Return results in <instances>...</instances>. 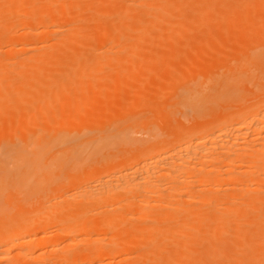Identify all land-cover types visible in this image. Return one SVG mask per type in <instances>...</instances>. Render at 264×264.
I'll return each instance as SVG.
<instances>
[{"label":"bare ground","instance_id":"bare-ground-1","mask_svg":"<svg viewBox=\"0 0 264 264\" xmlns=\"http://www.w3.org/2000/svg\"><path fill=\"white\" fill-rule=\"evenodd\" d=\"M75 1H83L77 8L88 7V0H62V5L60 0H0V26L6 25L0 27V56L10 53L0 57V264H107L109 257L133 254L137 248L142 255L136 254L141 259L134 258L136 264H264V0H113L117 6L112 0H94L100 3L97 7L90 0L88 5L102 12L93 15L97 21L113 19L104 25L96 22L100 26L95 23V31L74 22L80 20V11L72 10ZM186 6H194L195 13L184 26L179 17ZM132 16L137 24L129 25L134 31L128 32L124 25ZM158 20L165 23H158V36L152 35ZM69 24L71 31L63 34ZM202 27L217 30L205 34ZM83 29L86 34H81ZM27 35L37 36L28 40ZM74 36L79 38L75 46L84 38L95 48L78 49L84 40L72 47ZM101 36H108L106 45ZM154 36H167L165 42L198 36L199 41L182 48L188 57L177 61L180 50L158 51ZM147 37L154 55L139 64L130 61L129 55L140 53ZM65 42L70 44L62 46ZM25 51L32 52L29 61L21 57L23 62L15 66L16 55ZM123 54L127 63L120 59ZM121 66L133 72L146 67L158 77L131 76L129 69L126 76L103 75ZM15 70L21 75L18 82ZM151 81L156 89L147 86ZM109 82L114 91L129 86V97L103 91L101 96L83 94L89 87L105 89ZM143 86L156 91L150 95ZM145 104L158 110V120L164 114L174 116L173 123L164 121L168 126L175 127L179 114L185 122L189 116L197 121L191 117L196 123L189 120L190 127H182L183 122L161 136L149 115H143ZM141 131L149 137L144 143L135 136ZM94 161L100 167L103 162L97 180H92L98 175L95 168L86 171L95 176H75ZM71 173L66 183L63 177ZM38 184L47 185L54 195L34 211L31 200ZM5 197L18 203L17 208H3ZM24 200L33 207L26 208ZM54 231L64 235L53 240L48 234ZM48 249L59 255L55 262L35 256ZM156 255L160 261H154Z\"/></svg>","mask_w":264,"mask_h":264},{"label":"rangeland","instance_id":"rangeland-1","mask_svg":"<svg viewBox=\"0 0 264 264\" xmlns=\"http://www.w3.org/2000/svg\"><path fill=\"white\" fill-rule=\"evenodd\" d=\"M89 1H90V0L85 1V4H86L88 7H86L84 10H83V7H82V6H84V5H82L83 3L81 4V6H79V7H82V9L77 8L78 5L80 4V2H83V1H80V2H78V3L75 1V2L77 3V4H76L77 6H76V8H75V7H72V8H73L72 10H73L74 13H75V11H77V9H78V11H80V13H81V14H84V15L82 16L79 12H78V13L76 12L77 15H79V17H77V20H78V19H80V20L76 21V19H75L74 22H78L79 25H80L79 27H81V29H82V28H85V29H86V28L88 27V28H87L88 30H90L91 28H93L94 31H95V29H96L95 27H98V26H100L101 24H102V25L107 24V23L111 20V19H109V21H107L108 19H103L104 17H106L107 15H109L108 13H109L110 11H106L107 13L105 12V14H107V15L104 16V17L102 16L103 18L101 17V18L103 19V21L101 20L102 23L99 21V18H98V21L100 22V25H99V23H96V22H98V21L96 20V18H95L93 15L96 14V13L98 12L99 14H98V13H97V14H98L99 17H100V15H101L100 12H101V11H100V9H99V10L94 9L92 5H93V4H94L95 6H96L97 4L99 5V4L101 3L102 0H100V1H99V0H95L96 2L99 1L100 3H92V2H94V0H92V1H90V3H92V5L89 4L90 6H89L88 3H87V2H89ZM109 1H110V0H109ZM109 1H108V0H107V1L104 0L105 4H109V3H107V2H109ZM116 1H118V0H116ZM172 1H174V0H172ZM61 2H62V0H60V2H58V3H60V4L62 5L63 3H61ZM63 2H64V1H63ZM110 2L112 3V5L114 4V3H113V0L110 1ZM114 2H115V1H114ZM174 2H175V3H177V2L179 3L180 1L176 0V1H174ZM72 3H73V2H71V4H72ZM111 3H110V6H109V7H110V8H113L114 6H112ZM129 3H131V2H129ZM60 4H59V5H60ZM118 4H119V1H118ZM118 4H116V2H115L114 5L117 6ZM173 4H174V3H172V5H173ZM59 5L56 4L57 8H58ZM68 5L70 6V9H71V6H72V5H70V4H68ZM68 5H67V6H68ZM86 5H85V6H86ZM102 5H103V4H102ZM102 5H100V6H102ZM56 6H55V7H56ZM67 6H66V8L69 7V6H68V7H67ZM85 6H84V7H85ZM95 6H94V7H95ZM105 6H106V5H105ZM116 6H115V7H116ZM173 6H174V5H173ZM59 7H61V6H59ZM96 7H97V6H96ZM102 7H103V6H102ZM106 7H108V5H107ZM193 7H194V6H186L182 11H180V15H182V16H180L179 18H180V19L184 18V19H183L184 22H183V20H182V23H184V26H185V22H187L186 19H188V21H190V20H191V19H190L191 16H193V14L195 13V10H193ZM74 8H75V9H74ZM104 8H105V7H104ZM79 9H80V10H79ZM194 9H195V8H194ZM72 10H69V11L67 12V14H69L70 11H71V13H70L71 15L69 14V16H72V14L74 15V13H72ZM104 10H106V8H105ZM108 10H109V8H108ZM66 11H67V10H66ZM83 11H84V12H83ZM177 11H178V10H177ZM177 11H173V12H177ZM178 12H179V11H178ZM178 12H177V13H174L175 16L178 14ZM193 12H194V13H193ZM101 13H102V12H101ZM112 13H113V10H112V12H111L110 14H112ZM191 13H193V14H191ZM97 14H96V15H97ZM174 14H168V15H170V17H172V18H175V17H174ZM80 15H81V16H80ZM103 15H104V12H103ZM112 15H115V14L113 13ZM190 15H191V16H190ZM66 16H67V15H66ZM75 16H76V15H75ZM109 16H110V15H109ZM178 16H179V15H177L175 19H176V20H179L178 23H181V20L178 19ZM22 17H23V16H22ZM73 17H74V16H73ZM96 17H98V16H96ZM107 17H108V16H107ZM107 17H106V18H107ZM133 17H134V16L130 17L129 19L131 20V18H133ZM188 17H190V18H188ZM23 18H24V17H23ZM74 18H75V17H74ZM101 18H100V19H101ZM108 18H109V17H108ZM110 18H114V16H112V17H110ZM9 19H12V17L9 18ZM86 19H87V20H86ZM90 19H91V20H90ZM129 19L126 21L127 24L124 25V27L126 26V28L128 29V30H127L128 32H129V31H134V30H132L131 26H129V25L133 24L132 26L135 27V25H134V21H135V24H137V22H136V21H137V18L134 17V19H132V20L130 21V22H132V23L129 22ZM175 19H173V20H175ZM12 20H13L14 22H17V21L19 22V21H20V19H19V20H14V19H12ZM93 20H94V21H93ZM105 20H106L107 23H104V24H103V22H104ZM112 20H113V19H112ZM112 20H111V21H112ZM91 21H92V22H91ZM111 21H110L109 23H111ZM20 22H21V21H20ZM80 22H81V23H80ZM85 22H86V23H85ZM161 22L165 23V22L162 21V20H161L160 22H159V20H158L157 24H155L153 27H151V28H152L151 30H152V32H153V33L151 32L152 35H155V34L157 35V34H159V33H157V32H160L159 30H161V28H159V26L161 27V25L163 24V23L161 24ZM175 22H176V21H175ZM9 23L11 24V21H10ZM78 23H76V25H74L75 23H72V24H73L72 26H74V27H72V28H74V29L76 30L77 27L75 28V26H78V25H77ZM93 23H94V24H93ZM95 23L98 24V26H97ZM158 23L160 24L159 26H158ZM189 23H190V22H189ZM189 23H186V24H189ZM10 24H9V25L7 24V25L10 26ZM12 24H14V23L12 22ZM12 24H11V27L13 26ZM81 24L83 25V27H82ZM86 24H87V27H86ZM69 25H70V24H69ZM69 25L66 26V27H68V28H65V27H62V28H61L62 30L65 28V31L63 30V31H64L63 34H64V33H65V34H68V33H66V32H67L66 29H70V28H71V25H70V27H69ZM84 25H85V26H84ZM176 25H177V24H175L174 26L177 27ZM2 26H3V25H2ZM2 26H0V27H2ZM4 26H6V25H4ZM4 26H3L2 30L6 28V27H4ZM90 26H91V28H90ZM128 26H129V27H128ZM157 26H158V27H157ZM162 26H163V25H162ZM180 26L183 27V24H182V25L180 24ZM55 27H56V26H55ZM58 27L60 28V25H59ZM58 27H57V28H58ZM124 27H123V30H121L122 33H123V31L126 32V31H125L126 28H124ZM178 27H179V26H178ZM19 28H20V27H19ZM22 28H23V27H22ZM22 28H21V31H20L19 29H18V30H19L21 33H24V31L26 32V29H25V28L22 29ZM89 28H90V29H89ZM202 28H203V27H202ZM77 29H78V28H77ZM81 29H80V31H81ZM134 29H135V28H134ZM200 29H201V28H200ZM209 29H210V31L217 30V29H215L214 27H213V28H207V27H204V28L201 29L200 31H201V33L204 32V33L206 34V33H208V30H209ZM88 30H85V31L87 32ZM151 30H150V31H151ZM70 31H71V29H70ZM85 31H84V29H83L82 32H84V33L81 32V34H86ZM92 31H93V30H92ZM200 31H198V33H197L196 35L199 36V32H200ZM206 31H207V32H206ZM210 31H209V32H210ZM68 32H69V31H68ZM75 32H77V31H75ZM89 32H90V33H93V32H91V31H89ZM118 32H119V31H118ZM21 33H19V34H21ZM79 33H80V32H78V34L75 33V35H77V36L81 35V34H79ZM151 33L149 34L150 37L152 36ZM154 33H155V34H154ZM28 34H30V33H28ZM87 34H88V33H87ZM119 34H120V32H119ZM32 35H33V34H32ZM32 35H27V37H26L25 39H28V37H29V39H32V38H34V37L37 36V35H35L34 37H32ZM196 35H195V36H196ZM200 35H203V34H200ZM77 36H74L75 42H74L73 44L71 43V46H72V47H75V48H76V47H78V46L80 45V46L78 47V49H80V47H82V46H83L82 49L85 48V47H86L87 49H88V48H91V49H92V48H95V44H94V45H91V46H89L88 44H86L84 38H83V39L81 38V40H84V43H83V42L81 43V42H80L81 40H77V45H78L79 42H80V43H79L78 46H77V45L75 46V44H76V39H79V38H76ZM90 36H91V35H90ZM90 36H89V37H90ZM157 36H158V35H157ZM198 36H197V37H193V38H181V39L179 38V39H177V40H176V39H175V40H172V42H170L171 40H167L166 42L164 41V39L167 38V36H165V38L163 37L164 39H163L162 37L159 38V39L162 38L163 40H162V39L159 40V39L155 38L156 36H154V37H152V40H153L154 38L157 40V42H156V40H155V44H156V43H157V44L155 45L154 48H157L158 51H168V50L173 49L174 47H175V48H174L175 50H177V49H178V51L180 50L179 52H177L178 55L180 54L179 57H178V58L175 57V59L177 58V61H179V60L181 59L180 57H182L183 55L186 56V58L188 57L187 54H186L185 52L181 53L182 48H183V50H184V48H185L186 46H188V44H193V43L195 44L196 42H198V41H199ZM30 37H31V38H30ZM40 37H41V36H39V38L37 37V39H39V42H40L41 44H43V41H40ZM80 37H84V36L81 35ZM87 37H88V35H87ZM150 37H149V38H150ZM19 38H20V37H19ZM101 38H103L102 41H103V43L105 42L104 45H106V43H107V42H106V38H107V40H109V39H108V36H106L105 38L101 36ZM149 38L147 37L146 39H147V40H150ZM197 38H198V39H197ZM29 39H28V40H29ZM87 39H89V38H86V40H87ZM147 40H146V41L143 40V42H142V45H143V46L140 45L141 48H142V49H141V52L138 53V54H130V53H126V52L123 51L126 55H127V54H130V55H129V57H130L129 60H130V61H133V62L136 61V63L139 64L140 61L142 62V60H144L145 58L148 57L147 59H149V58L152 57V55H154V54H152V51L149 49V48H150L149 44L151 45V43H150L151 40L148 41V42H147ZM165 40H166V39H165ZM66 41H68V40H66ZM158 41H164V42H163L164 44H161L160 42L158 43ZM152 42H153L152 44H154V41H152ZM169 43H171V44H169ZM66 44L68 45V44H70V42H68V43L65 42V44H63L62 46H65ZM83 44H84V45H83ZM139 44H140V42H139ZM67 45H66V46H67ZM87 45H88V46H87ZM171 45H173V46H171ZM93 46H94V47H93ZM109 46H110V45H109ZM118 46H119V48H118V51H119L121 47H120V45H118ZM118 46H117V47H118ZM148 46H149V47H148ZM151 46H152V45H151ZM99 47H100V46H99ZM171 47H172V48H171ZM97 48H98V45H97ZM151 48H152V47H151ZM154 48H153V49H154ZM180 48H181V49H180ZM76 49H77V48H76ZM116 49H117V48H116ZM116 49H115V53L117 52ZM185 50H186V49H185ZM120 52H121V51H120ZM23 53H25V54L27 53V54H26V55H23L22 53H19V54L16 55V58L13 56V57L15 58V59H14V58H13V59L16 60V61H15V62H16L15 66H19V65L23 62L22 59L24 58V56H25L24 60H26V58H29L28 55H29V53H32V52H31V51H30V52H29V51H28V52L25 51V52H23ZM113 53H114V52H113ZM115 53H114V54H115ZM7 54H10V53L6 52V54L4 53V54L2 55V56H4V57H2V56H0V57L5 59ZM21 54H22V55H21ZM114 54L109 55V57L115 56ZM119 54H120V53H119ZM71 55H73V54H71ZM150 55H151V56H150ZM176 55H177V54H176ZM188 55H189V54H188ZM8 56H10V58H12L11 55H8ZM8 56H7V58H9ZM27 56H28V57H27ZM74 56H75V55H74ZM74 56H69V57H74ZM127 56H128V55H127ZM127 56H126V57H127ZM21 57H22V59H21ZM69 57H68V58H69ZM109 57H108V58H109ZM126 57H124V54H123V56H122L120 59L123 60V59L125 58V59H126L125 62H126L127 59H128V58H126ZM104 58H106V57H104ZM115 58H116V57H114V59H115ZM118 58H119V57L117 56L116 59H118ZM122 58H123V59H122ZM132 58H133V60H132ZM134 58H135V60H134ZM179 58H180V59H179ZM183 58H184V57H183ZM29 59H30V58H29ZM109 59H110V58H109ZM111 59H112V58H111ZM147 59H146V60H147ZM178 59H179V60H178ZM11 60H12V59H11ZM20 60H21L22 62H21ZM27 60H28V59H27ZM27 60H26V61H27ZM34 60H36V59H34ZM105 60H106V59H105ZM28 61H29V60H28ZM31 61H32V60H31ZM19 62H20V64H19ZM32 62H33V61H32ZM34 62H37V60L34 61ZM39 62H40V61H39ZM39 62H38L37 64L42 63V62H40V63H39ZM133 62H132V63H133ZM138 62H139V63H138ZM13 63H14V62H13ZM13 63H12V64H13ZM126 63H127V62H126ZM12 64H11V65H12ZM46 64H47V63H46ZM48 64L50 65L49 62H48ZM48 64H47V65H48ZM128 64H130V63H128ZM128 64H127V66H129ZM43 65H45V64H43ZM47 65H46V66H47ZM49 65H48V66H49ZM12 66H14V65H12ZM135 67H136V66H135ZM135 67H134V68H135ZM137 67L139 68L140 66H137ZM106 68H107V67H106ZM138 68H135V69H134V71H135L136 73L133 72V69L130 70L129 67L125 68V67H123V66H121L120 69H119V67L115 68L116 70H115V69H111V68L108 69V70L106 69V71H105V72L102 71V73L104 72V73H103V75H104V74H111V72H113V73H112L113 75H117V76L119 75V76H121V74L126 73V71H127V72H130V71H131V73H129V74H131V76H133V75H135V74L138 73L140 76H143L144 74H145V75L147 74V76L144 75L143 77H150L149 75H151V78H152V74L155 73V70H149V69H147L146 67H140L141 69H140V68L138 69ZM11 69H12V71H13V74H15V73H14V70H13L14 68H11ZM128 69H129L130 71H129ZM142 69H143L144 71H143ZM104 70H105V69H104ZM111 70H114V71H111ZM6 71H7V70H6ZM6 71H4V72H6ZM8 71H9V73L11 72V71H10V68L8 69ZM16 71H17V70H15V72H16ZM91 71H94L93 73L91 72V75H93L94 77H95V75H97V74L99 73V71H96V70H91ZM117 71H118V72H117ZM138 71H139V72H138ZM147 71H148V72H147ZM152 71H154V72H152ZM4 72H3V73H4ZM86 72H87V71H86ZM114 72H115V73H114ZM158 72H159V71H158ZM120 73H121V74H120ZM5 74H7V73H4V75H5ZM54 74L59 76V73L57 74V72L54 73ZM129 74H127V75H129ZM138 74H137V76H139ZM141 74H142V75H141ZM85 75H86V74H85ZM91 75H90V76H91ZM101 75H102V74H101ZM124 75H125V74H124ZM11 76H13V75H10V77H11ZM15 76H18V79H17V77H15L17 80L15 79L14 81L18 82L19 79H21V75L19 76L18 71L16 72V75H15ZM93 76H92V77H93ZM97 76H100V73H99V75H97ZM97 76H96V77H97ZM125 76H126V75H125ZM19 77H20V78H19ZM85 77H86V76H85ZM154 77H155V78L158 77V74L155 73V75H153V78H152V79H154ZM8 78H9V77H8ZM11 78H12V77H11ZM151 78H150V79H151ZM202 78H203V77H200V81L202 80ZM85 79H86V80H87V79H91V77L89 78V77L87 76V78H85ZM156 79H157V78H156ZM154 80H155V79H154ZM154 80H153V83L156 82V81H154ZM14 81H13V82H14ZM132 81H135V80H131V81L129 80L130 83H131ZM203 81H205V78H204ZM16 82H14V83H16ZM111 82H112V81H111ZM111 82H109L108 85H110ZM201 82H202V81H201ZM113 83H114V82H113ZM153 83H152V81H151V83H149L148 85L146 84V85L149 86V87L152 86L153 88L156 89L157 86H156V84H153ZM114 84H115V83H114ZM132 84H133V83H132ZM108 85H106V86L108 87ZM111 85H112V83H111ZM111 85H110L108 88L104 86L105 89H104L103 87H100V88H102V89H100L99 87H97V88H96V87H91V89H90V87H89V88L87 87V88H88V89H87L88 91H87V90H86V91L84 90L85 93H83V94H84V95L87 94L86 96H93V95L95 96L94 92H95L96 94L99 95V94H100V91H101V93H102V91H103V92H105V93L107 92L108 94L117 95V97H120V98H123L124 96H126V97H124L123 99H126V98L129 97V96H127V93H128L127 89L129 88V86H126V85H125L127 88L124 86V88L126 89V91H125V90L123 91L124 88L122 89V91H121V90H119V91H118V90L114 91V90H112V89L114 88V86H113V85L111 86ZM115 85H116V84H115ZM7 87H8V85H7ZM7 87H5V88H7ZM9 87H10V86H9ZM9 87H8V88H9ZM110 87H112V88H110ZM116 87H117V86H116ZM145 87H146V86H145ZM145 87L143 86V90H144ZM149 87H148V88H147V87L145 88V92H148V94L150 93V95H152V94L154 93V90H155V89L152 90V88L149 89ZM8 88H7V89H8ZM10 88H11V87H10ZM109 88H110V89H109ZM148 89H149V90H148ZM107 90L112 91V93H110V92L107 91ZM128 90H129V89H128ZM151 90H152V91H151ZM117 91H118V92H117ZM120 91H121V92H120ZM155 91H156V90H155ZM82 92H83V91H82ZM82 92H81L80 90H78V93H82ZM86 92H87V93H86ZM90 92H91V93L93 92V93H92L91 95H90V94L88 95V93H90ZM97 92H98V93H97ZM126 92H127V93H126ZM83 94H82V95H83ZM103 94H104V93H103ZM79 95L81 96V94H79ZM98 95H97V96H98ZM128 95H129V93H128ZM99 96H101V95H99ZM99 96H98V97H99ZM82 97H83V96H82ZM95 104H96V103H95ZM95 104H94V105H95ZM106 105H107V104H106ZM145 105H146V106H143V108L145 109V110H143V111H145L143 115L146 116V115L148 114L149 116H148V115H147V116H148L149 118L151 117L152 120H151V119L149 120V118H148V121H151V122H153V123L156 124V125H154V126L157 127V129H158V131H160V133L162 132L161 136H163V135L166 134V133L164 134V131L166 132V130L168 129V127H169V129H171V128H177V127H180V126L182 125V124L179 125L180 123L185 122V121H183V120H184V117L181 118L182 116H180V114H179V116H178V115L175 116L176 124L178 123V124H177L178 126H176V124L174 123V126H175V127L172 126L173 124H171L170 126H172V127H170V126L167 125V124H169V122H167V123L165 122V123H164V121L167 119V121L171 120V123H173V122H174V119H171V118H173L174 116H172V117H170V119H168V116H166V117H167V118H166V117H164L166 114H164L163 117H161V119H164V120H163V121H161L160 119L158 120V119H157V117H158V116H157V115H158V110H157L156 108H149V107H148L149 104H145ZM95 106L97 107V105H95ZM106 107L108 108V107H112V106H111V104H110L109 106H106ZM150 107H152V106H150ZM147 108H148V109H147ZM150 109H151V110H150ZM155 109L157 110V114H155V113H156V112H155ZM148 110H149V111H148ZM21 111L23 112L24 110H21ZM53 112H54V111H53ZM149 112H150V114H149ZM151 114H152V115H151ZM143 115H142V116H143ZM142 116H140L141 119H144L145 116H143V117H142ZM156 116H157V117H156ZM177 116H178V117H177ZM38 117H39V119H40L41 116H38ZM38 117H37V118H38ZM43 117H44V116H43ZM43 117H42V119H44V120H45V119H48V118H47L48 115L45 116L46 118H43ZM152 117H153V118H152ZM179 117H180L181 121H180ZM191 117H192V116H191ZM191 117H190V116H189V117H185V118H186L185 120H187V118H188V121L185 122L186 124L184 123V124L182 125V127H184V128H188V127H190V125L192 124V123H190V121L193 122V123H196V122H194V119H195V121H197V119L194 118V117H192V118H194V119L191 120ZM37 118L35 117V119H37ZM39 119H37V122H38ZM49 119H50V118H49ZM51 119H52V118H51ZM154 119H155V120H154ZM145 120H147V119H145ZM172 120H173V121H172ZM189 120H190V121H189ZM40 121H41V119H40ZM40 121H39V122H40ZM154 121H155V122H154ZM159 121H160L161 124L159 123ZM179 121H180V122H179ZM35 122H36V121H35ZM41 122L44 123V122H47V121L45 120L44 122H43V121H41ZM156 122H157V123H156ZM39 124H40V123H39ZM102 124L107 125L108 122H107L106 120H104V121H102ZM188 124H189V125H188ZM192 125H193V124H192ZM163 127H164L165 129H164ZM166 127H167V128H166ZM160 128H161V129H160ZM162 129H163V130H162ZM169 129H168V130H169ZM168 130H167V131H168ZM91 133H92V131L90 130V131H89V134H91ZM78 136H79L80 138H82L81 134H79ZM135 136L139 139L140 143H144V141H145V142L148 141L147 139L149 138V137L146 135V133H143V134H142V131H141V132H137V133H135ZM146 136H147V137H146ZM12 139L18 140V138L16 139V138H14V137H13ZM143 139H144V141H143ZM114 151H119V150L115 149ZM114 151H111V152H114ZM96 162H97V161H96ZM96 162L94 161V164H92V165H90V163H89L90 166L86 164L87 167H86V165H85L84 167L82 166L81 168H79V169L76 171L77 174H75L76 172L74 173L75 176H78V175L81 174L78 178H81V176H84V178H88V177H89V176H88V173H89V172L86 173V171H91V169L95 168V170L93 169V171L96 172V173H98V175H96V173H93V172H90V173H93L94 176L96 175V176H95L96 179H92V180H93V181H94V180H97V178L100 177V174H99V171H98V170H100V169L102 168V166H103L102 163H103V162L101 161V167H100V165L98 166V163H96ZM91 163H93V162H91ZM95 163L97 164V166L95 165ZM99 164H100V163H99ZM93 165H94V167H93ZM90 167H91V168H90ZM97 167H98V168H97ZM89 169H90V170H89ZM78 171H79V174H78ZM70 172H71V171H70ZM85 173H86V174H85ZM90 173H89V174H90ZM55 174H56V173H55ZM74 174H73V173H71V174H67L66 176L63 177V179H65V182L67 183V182L70 181L69 176H72V175H74ZM53 175H54V174H53ZM85 175H86V176H85ZM55 176H56V175H55ZM51 177H52V176H51ZM54 178H55V177H54ZM67 178H69V179H67ZM55 179H56V178H55ZM76 180H78V179H76ZM45 182H46V181H45ZM45 182H43V184H45ZM43 184H38V185H40V187L43 188V186H44ZM46 184H47V183H46ZM37 187H38V186H37ZM37 187L35 186V188H37ZM40 187H39V189L37 188L38 190H35V193H36L37 191H38V192H39V191H42V189H41ZM46 187H47V185H45V187L43 188L44 191H42V193L39 192V193H37V194H35V193L33 194V195H34V198H35V200H34L35 202L32 201V200H31V202H32V205L35 206L34 209H33L34 211H35V208H36V210H37V209H40V208H43V206H45V205L48 203V201L50 200V198L53 197V196H52V195H54L53 191H52V190L50 191V190H49L50 188H47V189H48V190H47ZM45 189H46L47 191H46ZM48 191H49V192H48ZM45 192L47 193L46 196L43 195V193L45 194ZM41 194H42V195H41ZM35 195H36V196H35ZM40 196H41V197H40ZM43 196H44V197H43ZM51 196H52V197H51ZM25 197H26V198H27V197H29V198L32 197V198H33V196H29V195H27V196H25ZM36 197L39 198V199H37ZM225 197H228V196L226 195ZM7 198H8V197L3 198L4 202H3V200L1 199V200H2V201H1V206H2L3 208L7 209V207H6L5 205H7L8 207H10V204H11V205L13 204V208L16 207V206H14V205H17L18 203H15V202H14V203H15V204H14V203L12 202V199H11V198H10V200H11V203H10V200H8ZM26 198H25V199H26ZM29 198H28V199H29ZM36 199H37V201H36ZM29 200H30V199H29ZM29 200H27V201H29ZM44 200H45V201H44ZM24 201H25V202H24V203H25L24 206H26V208H30V207L32 208V207H33V206H30V207L28 206L29 204H31L30 202H28V204H27V201H26V200H24ZM33 202H34V204H33ZM41 202H42V203H41ZM2 203H3V204H2ZM194 203H196V202H194ZM198 203H199V201H198ZM200 203H201V202H200ZM190 204H192V203H189L188 205H190ZM196 204H197V203H196ZM219 204H221V203L219 202ZM3 205H4V206H3ZM198 205H202V204H198ZM216 205H218V204L216 203L215 206H213V207L215 208ZM17 206H18V205H17ZM27 206H28V207H27ZM193 206H194V205H193ZM220 206H221V205H220ZM196 207H197V205H196ZM218 207H219V206H218ZM16 208H17V207H16ZM31 208H30V209H31ZM219 208H221V207H219ZM8 209H9V208H8ZM33 210H32V211H33ZM29 211H30V210H29ZM151 213H152V212H149V213H147V214L150 215ZM145 214H146V213H142L143 216H144ZM145 216H146V215H145ZM147 216H148V215H147ZM48 218H49V217H48ZM46 219H47V218H46ZM148 222H150V221H148ZM150 223H151V222H150ZM150 223H149V224H150ZM98 230H99V229H98ZM55 233H56V232L54 231V233L51 232V233L48 234V235H49V237L53 238V240H59V239H61V235H62V236L64 235V233H62V234L60 233L59 235H57V234H55ZM49 237H48V238H49ZM56 237H57V238H56ZM127 237H129V236H127ZM54 238H55V239H54ZM52 247H53V245H52ZM52 247H51V248H52ZM54 247H55V246H54ZM83 247H86V248H87L88 245L86 244V245H84ZM141 248H142V250H141V249H140V250L143 251L145 247H141ZM137 249H138V248H137ZM137 249L133 250V254H132V252H130L131 254H129V252H128L127 254H123L124 257H123V255H122L121 253H117V254H118V255L116 256L117 258L114 257V256H112V257L114 258V260H113L112 257H109V258H108L109 260L107 259L108 262H107V261H106V262H107V264L111 263L112 261H113V262H112L113 264H131L132 262H134V264H136L137 262L135 263V259H134V258H136V257L139 258V257L142 255L141 253L139 254L138 252H136ZM32 250H34V249H31L30 252H32ZM52 250H53V249H52ZM34 251H35V250H34ZM45 251H46V250L41 251V252L38 251V253H36V252H37V251H36V252H34V253H36L35 256H38V257L42 256L41 258L46 259V260H48V261H53V262H55V257L58 259V256H59V255H58L57 253H55L54 251H52V253H51V249H48L46 252H45ZM48 251H49V253H48ZM137 251H138V250H137ZM144 251H145V250H144ZM42 252H43V253H42ZM134 252H136V253H134ZM164 252H165V251H164ZM39 253H42V255L39 254ZM37 254H39V255H37ZM47 254H48V255H47ZM120 254H121V255H120ZM136 254H138V255H140V256H137ZM164 254H167V256H168L167 251H166ZM15 255H16V254L14 253V254L12 255L11 258H14L13 256H15ZM161 255H162L161 258L164 259L162 253H161ZM165 256H166V255H165ZM53 257H54V258H53ZM126 257H127V258H126ZM15 258H16V257H15ZM120 258H121V259H120ZM152 258H154V256H153ZM156 258H158V259H156ZM159 258H160V257H158V256L156 255V257L154 258V261H155V259H156V261H157V260L160 261ZM161 258H160V259H161ZM165 258H166V257H165ZM57 259H56V260H57ZM123 259H124V260H123ZM111 260H112V261H111ZM132 260H133V261H132ZM137 260H138V259H137ZM137 260H136V261H137ZM82 261H83V262H82ZM82 261H80V264H86V262H84L85 260H82ZM117 261H118V262H117ZM140 261H141V259L139 258V262H140ZM81 262H82V263H81ZM98 263L101 264L100 262H98ZM98 263H97V264H98ZM155 263H156V262H155ZM75 264H76V263H75ZM77 264H79V263H77ZM87 264H88V263H87Z\"/></svg>","mask_w":264,"mask_h":264}]
</instances>
